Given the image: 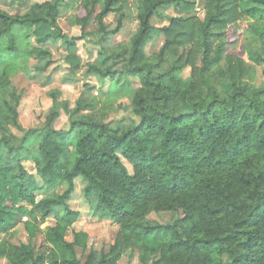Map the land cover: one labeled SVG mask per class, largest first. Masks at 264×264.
<instances>
[{"label": "trees", "instance_id": "16d2710c", "mask_svg": "<svg viewBox=\"0 0 264 264\" xmlns=\"http://www.w3.org/2000/svg\"><path fill=\"white\" fill-rule=\"evenodd\" d=\"M63 1L44 0L23 14L0 9V237L22 225L29 240L0 239V264H119L134 254L139 264H264V0H206L201 19L192 16L198 0H133L137 28L118 44L111 41L130 0H78L75 37L58 25ZM168 8L175 16L163 14ZM156 17L168 24L155 27ZM91 22L96 29L87 32ZM239 28L256 41L249 60L262 69L259 88L245 83L243 58L227 53ZM161 35L162 48L147 56L146 45ZM87 38L98 48L86 75L109 79L112 101L127 96L137 125L111 126L104 113H89L92 98L70 109L53 89L42 127L24 130L12 78L30 59L37 72L50 67L45 46L57 42L68 74L79 71L78 45ZM61 113L68 127L57 130ZM78 189L93 217L118 229L106 251L94 250L85 232L66 239L80 215L68 204ZM177 212L165 225L147 219ZM38 236L41 252L31 243Z\"/></svg>", "mask_w": 264, "mask_h": 264}, {"label": "rangeland", "instance_id": "374dc122", "mask_svg": "<svg viewBox=\"0 0 264 264\" xmlns=\"http://www.w3.org/2000/svg\"><path fill=\"white\" fill-rule=\"evenodd\" d=\"M44 0H28L21 4H14L9 0H0V9L9 14H23L26 10L35 3L42 2ZM130 0V8L123 20L122 30L112 39L113 44L128 43L132 33L137 28L135 21V6ZM206 0H198L197 11L192 16L197 18H203V7ZM78 0H64L60 4L58 25L62 32L68 37H75L80 35L78 27L73 26L72 17L76 10ZM164 15L175 16L171 8L163 11ZM105 23L109 29L115 26V17L110 14L106 17ZM152 24L155 27H162L168 24L167 20L162 18H154ZM96 27L91 22L87 28V32L95 31ZM92 38H87L85 41H81L78 45V55L82 68L74 73H69L66 69L67 65L64 63V56L66 54L65 49L60 42L56 44H47L45 47L50 51L52 60L54 63L45 69L44 71L37 72L34 67L36 61L30 59L28 62V69L25 74H17L12 78L13 84L18 91L22 92V98L18 108L19 124L24 130L40 129L44 122V117L50 108L51 101L47 94L53 89H58L62 93L63 100H66L69 104V108L72 109L76 103H84L93 99L94 107L91 114L104 113L105 121L110 123L111 126H115L117 123H123L126 126L137 125L138 119L132 114L130 109V102L127 96L117 101H112L109 94L110 80L104 79L102 83L96 77L87 76L86 69L83 67L88 61L95 59L96 49L98 48ZM106 43H109L108 41ZM164 44V37L161 35L150 43H148L144 49L147 56L156 54ZM256 46L255 39L244 32L241 28L238 29L237 37L231 41L227 48V53L239 54L245 63L247 68V75L245 77V83L250 88H259L263 85L262 69L255 66L249 60V52ZM58 68V70H57ZM222 64L215 66V69H222ZM48 76H51L50 80H46ZM182 78H188L190 76V68H185L182 72ZM131 87L133 89L139 88V82L136 78H131ZM220 92L226 94L229 87L224 84H217ZM67 117L61 113L60 117L55 123V129H67ZM8 131L15 136L20 134L13 128H9ZM123 164L132 174V167L122 159ZM26 166H31L30 163H26ZM80 188V185H79ZM81 189L75 191L69 200V205L72 210L79 212V218L75 224L69 228L66 239L71 241L74 233L85 232L90 238L94 240L92 245L96 251H106L113 243L117 227L109 221H99L93 217L91 210L84 201ZM181 217V213H159L150 214L147 219L151 223H157L165 225L171 223L177 218ZM54 220L49 218L42 226L52 225ZM6 239L10 243H24L29 242L26 232L22 225L17 226L6 236H1L0 239ZM36 251H42L44 249V242L40 236L31 241ZM77 254L80 256L81 251L77 249ZM225 260V259H224ZM1 264H7L2 260ZM119 264H139L137 260V254L123 256L119 261Z\"/></svg>", "mask_w": 264, "mask_h": 264}, {"label": "crops", "instance_id": "0c3cea01", "mask_svg": "<svg viewBox=\"0 0 264 264\" xmlns=\"http://www.w3.org/2000/svg\"><path fill=\"white\" fill-rule=\"evenodd\" d=\"M110 87V86H109ZM68 204H69V202H68ZM76 211V210H75ZM78 212V211H77Z\"/></svg>", "mask_w": 264, "mask_h": 264}]
</instances>
